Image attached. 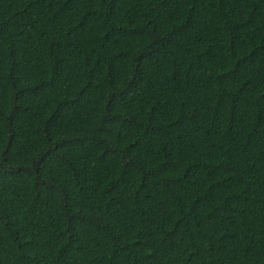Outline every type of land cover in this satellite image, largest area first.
<instances>
[{"label": "trees", "instance_id": "16d2710c", "mask_svg": "<svg viewBox=\"0 0 264 264\" xmlns=\"http://www.w3.org/2000/svg\"><path fill=\"white\" fill-rule=\"evenodd\" d=\"M0 264H264V0H0Z\"/></svg>", "mask_w": 264, "mask_h": 264}]
</instances>
